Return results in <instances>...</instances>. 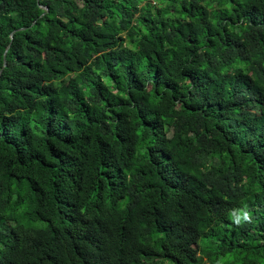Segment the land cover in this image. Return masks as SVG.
Wrapping results in <instances>:
<instances>
[{
	"label": "trees",
	"instance_id": "trees-1",
	"mask_svg": "<svg viewBox=\"0 0 264 264\" xmlns=\"http://www.w3.org/2000/svg\"><path fill=\"white\" fill-rule=\"evenodd\" d=\"M1 72L0 264H264V0H0Z\"/></svg>",
	"mask_w": 264,
	"mask_h": 264
},
{
	"label": "water",
	"instance_id": "water-1",
	"mask_svg": "<svg viewBox=\"0 0 264 264\" xmlns=\"http://www.w3.org/2000/svg\"><path fill=\"white\" fill-rule=\"evenodd\" d=\"M21 31H24V30H19L18 32H21ZM15 33H13V35H14ZM12 35V36H13ZM6 66H7V63H6V54H5V58H4V69L6 68ZM2 74V72L0 73V75Z\"/></svg>",
	"mask_w": 264,
	"mask_h": 264
}]
</instances>
